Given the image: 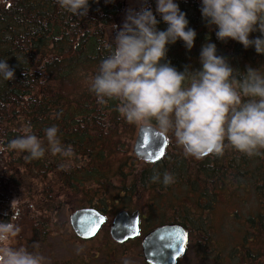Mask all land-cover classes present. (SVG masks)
<instances>
[{
    "label": "trees",
    "instance_id": "16d2710c",
    "mask_svg": "<svg viewBox=\"0 0 264 264\" xmlns=\"http://www.w3.org/2000/svg\"><path fill=\"white\" fill-rule=\"evenodd\" d=\"M149 1L155 14V0ZM175 2L197 34L190 51L179 40L168 46L167 60L177 70L183 71L185 66L198 70L201 46L208 42L215 43L217 54L239 72L264 64V55H257L254 48L216 39L215 28L210 29L201 17V0ZM130 6L133 4L128 0H89L87 15L77 17L60 9L56 0H0V59H7L15 69L13 80L0 78V144L6 147L30 124L46 149L44 157L36 160L26 159L25 152H0V170L28 172L33 182L30 187L38 184L36 179L59 171L58 184L68 198L88 185L102 187L106 179L112 182L121 177L126 165L120 160L129 152L136 125L121 117L117 100L98 104L89 85L108 55L106 45L115 38L112 25H121ZM156 18L160 21L158 15ZM157 27L165 30L167 25L160 22ZM258 36L259 32L251 34V38ZM53 125L59 129L61 143L72 146V158L52 155L48 150L44 130ZM168 147L154 169L175 176V182L164 187L172 197L177 187L185 186L182 196L191 195L197 209L204 210L206 199L217 190L218 199L250 195L248 216L243 220L242 212H236L234 222L225 225L231 228H222L226 241L232 242L234 235H241V239L223 251L228 263L220 261L222 251H218V264H264V154L249 158L229 147L223 156L196 160L183 155L174 137ZM169 205L176 220L168 219L167 224L180 223L187 229V248L198 252L211 249L215 241L207 225L196 222L198 214L193 206L190 212L185 205Z\"/></svg>",
    "mask_w": 264,
    "mask_h": 264
},
{
    "label": "clouds",
    "instance_id": "9594fccd",
    "mask_svg": "<svg viewBox=\"0 0 264 264\" xmlns=\"http://www.w3.org/2000/svg\"><path fill=\"white\" fill-rule=\"evenodd\" d=\"M56 2L72 16L84 17L89 10V0ZM139 3L138 10L126 9L121 25H112L115 38L106 45L108 55L89 85L97 103L117 100L126 122L154 131L165 143L174 137L186 158L220 157L229 147L249 158L264 154V73L251 66L239 72L211 42L201 46L198 70H177L167 60L168 46L179 40L190 51L197 35L186 13L175 0H155V14L147 0ZM200 12L206 25L215 28L217 40H232L264 55V0H201ZM160 22L167 25L165 30L158 29ZM256 32L260 36L251 38ZM0 78H15L7 59H0ZM58 132L55 125L44 130L48 150L70 159L74 150L61 143ZM6 150L25 152L29 160L46 152L30 124L6 147L0 144V152ZM151 182L168 186L175 176L154 171ZM16 218L13 212L9 220L0 221V264H44V256L13 244L21 233ZM38 246L32 244L33 249ZM123 264L132 261L125 258Z\"/></svg>",
    "mask_w": 264,
    "mask_h": 264
},
{
    "label": "flooded vegetation",
    "instance_id": "af4514ba",
    "mask_svg": "<svg viewBox=\"0 0 264 264\" xmlns=\"http://www.w3.org/2000/svg\"><path fill=\"white\" fill-rule=\"evenodd\" d=\"M159 162L147 163L151 166V169L149 168L143 174V189L141 193H138L135 198L131 199L130 203L123 202L118 197L112 204L105 200H100L94 207L85 206L97 210L106 218V222L101 226L99 231L89 238H81L75 232L72 226V215L80 208L69 206L67 202L62 201L61 187H45L43 185L30 187L33 182L27 176L28 172L21 173L17 171L15 174L12 169L3 168L0 170V221L9 220L14 212L17 216L15 223L21 227V233L13 241V244L18 247H28L29 251H35L44 256V264H80L79 250L84 255L85 261L88 262L92 259L93 252L95 253L94 259L98 256L103 257L101 248L105 246L113 249L111 254L113 264H115L117 261L115 252L119 248H127V245L135 241L139 243L140 247V254L138 256L142 258L143 264H147L141 252L143 237L154 228L167 224L170 216L176 220V216H174L170 209V199L166 196L168 191L164 188L169 185L165 186L162 183L151 182L154 171H159L161 174L165 172L154 169V166L158 165ZM137 173L138 169L133 164L124 177L129 174L136 175ZM136 177H138V174ZM123 180L124 178L121 181L113 182L111 186H115L114 184L117 183L119 186L116 187H123ZM109 186L108 184L106 187ZM186 198L189 204L188 210L190 211L193 197L189 195ZM142 199H146L144 205L139 204ZM118 200H121L122 204L121 202L118 204ZM28 204L33 205L32 211L28 209ZM153 207H158V209L152 212ZM63 208L69 211V227L65 225L64 228L63 226L67 222V217L64 218L63 216ZM137 210L139 212L137 213L139 216L138 236L122 243L112 239L110 227L116 213L126 211L128 214H133ZM154 219L157 222H153ZM34 242H38L39 245L36 249L32 248ZM80 246H84V248L80 249ZM64 247L69 248L65 256L62 255ZM76 254H78V257ZM187 254L188 252L180 257L177 264L181 263L187 257ZM194 255L204 263L218 264V253L213 249L201 252L195 250Z\"/></svg>",
    "mask_w": 264,
    "mask_h": 264
},
{
    "label": "rangeland",
    "instance_id": "374dc122",
    "mask_svg": "<svg viewBox=\"0 0 264 264\" xmlns=\"http://www.w3.org/2000/svg\"><path fill=\"white\" fill-rule=\"evenodd\" d=\"M130 3L133 4V6H130L131 8H135L136 5H139V0H128ZM128 7V8H130ZM127 8V9H128ZM125 15H122V22L124 19ZM255 69H259L261 71V73H264V64H260L258 66L254 67ZM137 127V126H136ZM135 133H136V128L134 129V133L132 135V140H130V145H132L134 137H135ZM169 147L167 148L168 151ZM50 157V156H48ZM121 163L125 164V163H129V164H134L135 167H137L138 169V177H136V175H127L124 177V184L123 187H116L119 186L117 183L114 184L115 186H109V187H96L94 185H88L84 188V190L79 193V194H75L71 200H67L66 202L68 203L69 206L72 207H81L84 205H90L93 204L96 201H100V200H105L107 202H109L110 204H112V202L117 199L118 197L120 199H122L123 202H131L132 198H135V196L138 193H141L142 189H143V174L145 171L149 170V165H147L146 163L139 161V160H135L131 151H129L124 159L120 160ZM115 169V167H114ZM113 169V170H114ZM123 169H125V167H123ZM44 180L45 183L47 182H56L57 179L54 175H49L47 177H42V178H38L36 179L37 181L39 180ZM114 180H117L114 178ZM195 180V179H194ZM183 184H187L184 183ZM41 185V184H39ZM189 185V184H187ZM185 189V186H180L177 187L174 190V196L172 197V193L166 194V196L170 199V203L173 207H176L179 205L180 203V199L182 198V191ZM238 190V189H237ZM178 194H177V193ZM177 194V195H176ZM180 195V197H179ZM223 200L219 201L220 203H218V207H216L213 210V213L211 215V217L209 219H205L207 224H210L207 226V229L210 231H214L216 230V232L218 233V240L216 245L213 247V250H216L217 253L218 251H222V257H220V261H223L225 263H228L229 259L224 257V252L227 249H229L234 241L239 242L241 239V235L237 238V236H233L232 238V242H227L226 241V235L223 233L222 228H224V230H228L231 227H227L225 226L226 223L229 222H234V218L236 215V212H242V218L243 220L248 216L251 208H252V200L250 198L249 194H246L245 196L238 198V197H234V196H224L222 197ZM62 201H64V196L62 195ZM174 199V200H173ZM178 201L176 203V201ZM180 200V201H179ZM122 201L118 200V204H120V202L122 203ZM211 202L216 203L217 202V197L215 196L214 198L211 197ZM146 203V199H142L139 204L140 205H144ZM28 209L29 210H33V205L32 204H28ZM131 209V208H130ZM156 209H158V207H153L152 208V212H155ZM63 212V216L64 218L67 217V222L66 224H64L63 228L65 227V225L67 227H69L68 224V217H69V211L66 208L62 209ZM168 219H174L172 216H170V218ZM242 220V219H241ZM153 222H157L156 219L153 220ZM241 222V221H240ZM222 223V227L220 230H218V225ZM234 223H233V227H234ZM206 231V230H205ZM97 245V244H96ZM86 248H89L87 246H85ZM84 248V246H80V249ZM101 248V246H100ZM102 249V255L98 256L96 259H94L93 257L95 256V253H92V259L88 262L85 261L84 255L80 252L79 250V259H80V264H113V257L111 254V251L113 249H109L106 246ZM69 250L68 247H64L62 250V255L65 256L66 252ZM115 255L116 258V263L117 264H123V260L125 258L129 259L132 261V264H143V260L142 258H140L138 255L140 254V247H139V243L137 241L130 243L129 245H127V248H119V250H117ZM76 256L78 257V254H76ZM124 256V257H123ZM228 257V255H227ZM65 260V259H63ZM115 263V264H116ZM79 264V263H78ZM182 264H209V263H204L202 262L198 257H196L194 255V251L192 250L191 247H189L188 249V254L187 257L182 261Z\"/></svg>",
    "mask_w": 264,
    "mask_h": 264
},
{
    "label": "water",
    "instance_id": "95a60500",
    "mask_svg": "<svg viewBox=\"0 0 264 264\" xmlns=\"http://www.w3.org/2000/svg\"><path fill=\"white\" fill-rule=\"evenodd\" d=\"M166 144L154 131L140 127L135 139L134 153L143 160L155 161L158 160L156 159L158 151L162 150L164 154ZM103 222L104 217L93 209H80L72 215L73 226L81 238L90 237L93 229L96 234ZM110 235L116 242L137 236V213L132 215L126 212L117 213L110 228ZM187 241L188 235L183 226L178 224L159 226L144 236L141 242L143 258L148 264H176L177 259L185 253Z\"/></svg>",
    "mask_w": 264,
    "mask_h": 264
},
{
    "label": "snow or ice",
    "instance_id": "6c2138e0",
    "mask_svg": "<svg viewBox=\"0 0 264 264\" xmlns=\"http://www.w3.org/2000/svg\"><path fill=\"white\" fill-rule=\"evenodd\" d=\"M145 142H147V137H145ZM162 155H163V151L162 150L158 151L157 154H156V159H159ZM92 234L93 235L95 234V229H93ZM182 250L183 249H181V251Z\"/></svg>",
    "mask_w": 264,
    "mask_h": 264
},
{
    "label": "bare ground",
    "instance_id": "6f19581e",
    "mask_svg": "<svg viewBox=\"0 0 264 264\" xmlns=\"http://www.w3.org/2000/svg\"><path fill=\"white\" fill-rule=\"evenodd\" d=\"M95 21H96V20H95ZM97 22H98V20H97ZM97 24H98V23H97ZM121 24H122V23H121ZM104 25H105V24H104ZM101 26H102V25H101ZM92 27H93V26H92ZM109 28H110V26H109ZM69 29H70V28H69ZM85 29H86V28H85ZM180 166H181V165H180ZM204 168H205V167H204ZM208 170H209V169H208ZM185 174H186V173H185ZM185 176H186V175H185ZM183 178H185V177L183 176ZM186 178H187V177H186ZM186 180H187V179H186ZM174 193H175V192H174ZM176 193H177V192H176ZM177 194H178V193H177ZM177 194H176V195H177ZM181 196H182V195H181ZM179 197H180V195H179ZM181 199H182V198H181ZM181 199H180V200H181ZM173 200H174V199H173ZM180 200H179V201H180ZM175 201H176V200H175ZM177 202H178V201H176V203H177ZM180 202H181V201H180ZM121 204H122V203H121ZM119 206H120V205H119ZM136 213H139L138 210L136 211ZM175 224H176V223H170V224H166V225H175Z\"/></svg>",
    "mask_w": 264,
    "mask_h": 264
}]
</instances>
